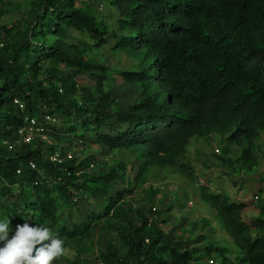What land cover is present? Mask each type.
<instances>
[{
	"label": "trees",
	"instance_id": "1",
	"mask_svg": "<svg viewBox=\"0 0 264 264\" xmlns=\"http://www.w3.org/2000/svg\"><path fill=\"white\" fill-rule=\"evenodd\" d=\"M113 1L120 34L100 17ZM113 1L94 11L86 0H32L12 9L23 10L20 21L0 24V218L10 217L13 227L24 222L48 227L64 240L65 252L79 256L93 252L88 234L95 223L107 220L121 249L108 243L98 257L101 264H199V253L213 256L217 264H264L263 190L253 197L256 202H239L223 191L199 187L200 202L235 253L227 246L199 248L206 237L187 241L185 219L165 230L163 210L152 204L126 208L124 201L145 185L153 168L171 169L194 183L184 160L202 139L218 138L224 151L230 145L241 148L235 161L222 159L230 168L249 173L264 163L258 144L264 132V0ZM9 12L3 10L0 19ZM107 38H114V51L138 61L136 72L121 73L141 92L125 110L113 106L114 87L106 84L114 80L89 56L104 48ZM82 76L89 85L78 84ZM45 113L58 121V128H48L56 147L38 138L29 145L21 142L24 117L40 119ZM102 126L119 129L107 137L96 133ZM87 133L111 150L138 156L139 165L128 174L120 162L91 176L89 158L62 165L48 160L71 138L84 140ZM123 182L131 189L112 196ZM74 192L82 194L77 203ZM149 193L155 197L153 189ZM90 198L104 200L100 214L59 225V208L77 212Z\"/></svg>",
	"mask_w": 264,
	"mask_h": 264
},
{
	"label": "rangeland",
	"instance_id": "2",
	"mask_svg": "<svg viewBox=\"0 0 264 264\" xmlns=\"http://www.w3.org/2000/svg\"><path fill=\"white\" fill-rule=\"evenodd\" d=\"M32 0H0V13L3 10L10 11L0 19L1 25L10 26L13 22L20 21L23 10L18 13H13L15 7L26 5ZM113 1V0H111ZM110 0H86L92 10L98 9L100 5L110 3ZM111 8L104 11L105 14H100L104 23L110 31L114 34H120L118 21L120 19L119 11L114 1ZM105 10L106 6H103ZM13 9V10H12ZM107 44L101 50H95L89 53V56L99 65L107 69L108 75L114 80L109 82L106 86L113 85L114 92L111 95L113 106L125 110L128 106L139 101L140 90L132 84L124 81L121 78L123 72H136L138 70V61L131 60L123 53L114 51L113 43L114 38H107ZM91 45L90 40H87ZM77 43V41H71ZM78 84L81 86L89 85V80L86 77H79ZM122 127V126H121ZM58 128V127H57ZM60 129V128H59ZM58 129V130H59ZM115 130H109V126H102L96 130V133L102 136L115 137L119 129L114 127ZM93 133H87L84 140L71 138L68 142L61 146L65 152L71 153L72 157L77 160V164L83 159L89 158L90 164L93 168L86 170L91 176L104 174L115 168L120 162H124L130 174L132 168H137L139 165L138 156L132 155L122 148L111 150L109 147L99 141V139L91 140ZM261 152L264 155V132L260 134L258 139ZM228 149V150H227ZM224 151V144L218 138H207L200 140L188 152L184 163L192 170L195 180L194 183L189 182L183 176L175 173L171 169L153 168L148 172L145 177V185L128 194L124 201H126V208H133L139 204H152L154 209L163 210L162 218L167 221L165 230L179 225L181 219H185L187 226L185 227L184 237L187 241H195L201 235L206 237V241L199 244L197 247L203 248L206 245H213L219 247H226L227 238H223L220 232L219 225L214 221L209 222L211 211L200 202L199 187L207 185L209 191L213 194L223 191L225 195L231 194L235 200L240 199L243 192L242 201L256 202L255 195L258 196L259 190L264 191V163L258 168L253 169L252 172L245 173L238 169L230 168L222 162V159H229L235 161L241 154V148L238 145H230ZM218 151V153L216 152ZM127 179V178H126ZM125 183H117L114 186L111 195H115V191H123L124 189L130 190ZM169 188H174L170 191ZM149 189H153L155 197L160 196V199H155L154 195L149 193ZM263 197V198H262ZM264 199V194L261 195ZM192 199L194 206L189 210L183 209L185 202ZM252 199V200H251ZM35 199H31L34 202ZM3 199L0 197V209ZM105 202L99 199L96 202L90 198L81 204L79 210L58 209L59 225H70L72 223H80L84 220L87 221L89 215L100 214L103 210ZM21 204H17L15 208V215H19ZM17 210V211H16ZM205 216L209 217L207 220L209 224L205 223ZM203 217V218H202ZM214 223L216 227L214 226ZM108 221L103 220L95 223L88 234V243L93 244V252L88 255H77L74 251H66L61 258L53 261V264H98V257L101 253L105 252V247L108 243H113L119 249L121 245L116 239L115 233L109 229ZM192 225L195 227L192 228ZM222 227V226H220ZM223 229V228H222ZM224 231V230H223ZM223 233V232H222ZM224 235V234H223ZM225 237V236H224ZM231 241V240H230ZM123 250H121L122 252ZM200 258L199 264H214L216 261L213 256L210 258L204 257L203 254H198ZM235 261L234 259H232Z\"/></svg>",
	"mask_w": 264,
	"mask_h": 264
},
{
	"label": "clouds",
	"instance_id": "3",
	"mask_svg": "<svg viewBox=\"0 0 264 264\" xmlns=\"http://www.w3.org/2000/svg\"><path fill=\"white\" fill-rule=\"evenodd\" d=\"M64 243L48 227L29 222L13 227L10 217L0 218V264H53L64 254Z\"/></svg>",
	"mask_w": 264,
	"mask_h": 264
},
{
	"label": "built area",
	"instance_id": "4",
	"mask_svg": "<svg viewBox=\"0 0 264 264\" xmlns=\"http://www.w3.org/2000/svg\"><path fill=\"white\" fill-rule=\"evenodd\" d=\"M104 5H100L99 9H103ZM15 103L18 105L20 110H24V106L23 104H21L18 101H15ZM23 123H24V127L22 129H20L18 131V134L20 136L21 142H23L24 144H31L36 138H38L41 142L45 143L48 146L51 147H56L55 142L53 141V139L51 138V136H49L48 133V128L50 127H58V121L56 120V118H54L52 115L45 113L41 116L40 119H37L36 117H29V116H25L23 119ZM82 141V140H79ZM218 153V151H216ZM73 157L71 155V153L65 152L64 150L61 149L60 147V151L54 153L53 155H51L49 157V161L54 164V165H62L64 162L71 160ZM30 169L31 170H35V166L33 164V162H30L29 164ZM94 166L93 164H90L88 166V171L89 169H92ZM18 175H20V170H18L16 172ZM82 172L79 171L77 173V175L81 174ZM43 180L46 181V183L49 185V187H51V182L48 178H45V175L42 173L41 174ZM170 191H173L174 188H169ZM80 195H82L81 193L78 192H74L72 195V201L73 203H77L80 199ZM243 199V194L240 196V199L236 200V201H242ZM194 201L193 200H189L186 202L185 205V210L190 209L194 206ZM98 264H101L98 260ZM214 264H217L216 262H214Z\"/></svg>",
	"mask_w": 264,
	"mask_h": 264
},
{
	"label": "crops",
	"instance_id": "5",
	"mask_svg": "<svg viewBox=\"0 0 264 264\" xmlns=\"http://www.w3.org/2000/svg\"><path fill=\"white\" fill-rule=\"evenodd\" d=\"M242 192H244V190H241V192L240 193H242ZM229 196H231V194L229 193ZM160 199V196H156V199ZM263 198V197H262ZM203 218V217H202ZM205 218L206 219H209V217H207V216H205ZM210 220H212V221H214V217H213V215H210ZM215 222V221H214ZM180 223V222H179ZM216 223V222H215ZM215 223H214V226L216 227V225H215ZM217 224V223H216ZM175 226H178V225H175ZM219 228L220 229H218V230H220V232H221V234L220 235H222V237L223 238H227L226 239V242H227V247L230 249V251H232L233 253H235L234 252V248H233V246H232V243H231V241H230V239L228 238V236L224 233V231H223V229H222V227H220L219 226ZM223 232V233H222ZM224 234V235H223ZM225 236V237H224ZM234 258V257H233Z\"/></svg>",
	"mask_w": 264,
	"mask_h": 264
},
{
	"label": "bare ground",
	"instance_id": "6",
	"mask_svg": "<svg viewBox=\"0 0 264 264\" xmlns=\"http://www.w3.org/2000/svg\"><path fill=\"white\" fill-rule=\"evenodd\" d=\"M134 52V51H133ZM150 61V60H149Z\"/></svg>",
	"mask_w": 264,
	"mask_h": 264
}]
</instances>
